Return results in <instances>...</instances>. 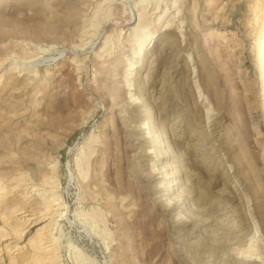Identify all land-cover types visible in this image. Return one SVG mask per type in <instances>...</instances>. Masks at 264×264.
Segmentation results:
<instances>
[{"label":"rangeland","instance_id":"1","mask_svg":"<svg viewBox=\"0 0 264 264\" xmlns=\"http://www.w3.org/2000/svg\"><path fill=\"white\" fill-rule=\"evenodd\" d=\"M263 35L264 0H0V264H264Z\"/></svg>","mask_w":264,"mask_h":264},{"label":"bare ground","instance_id":"2","mask_svg":"<svg viewBox=\"0 0 264 264\" xmlns=\"http://www.w3.org/2000/svg\"><path fill=\"white\" fill-rule=\"evenodd\" d=\"M171 16H172V15H171ZM138 18H139V17H138ZM127 19H128V18H127ZM166 23H167V22H166ZM166 28H167V27H166ZM262 38H263V41H264V35H263ZM263 41H262V42H263ZM263 49H264V47H263ZM263 52H264V51H263ZM260 53H261V52H260ZM257 59L261 61V66H262V68L264 69V64H263V62H262V59H263V61H264V54L259 55V56L257 57ZM258 60H257V61H258ZM260 61H259V62H260ZM257 63H258V62H257ZM258 65H259V64H258ZM261 66H259V67H261ZM262 68H261V69H262ZM263 71H264V70H263ZM263 86H264V81H263ZM263 94H264V93H263ZM147 129H148V128H147Z\"/></svg>","mask_w":264,"mask_h":264}]
</instances>
